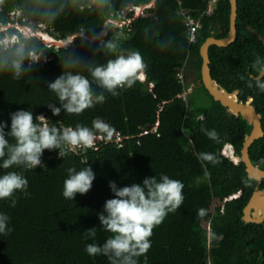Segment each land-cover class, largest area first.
I'll return each mask as SVG.
<instances>
[{
    "label": "trees",
    "instance_id": "1",
    "mask_svg": "<svg viewBox=\"0 0 264 264\" xmlns=\"http://www.w3.org/2000/svg\"><path fill=\"white\" fill-rule=\"evenodd\" d=\"M128 1L101 0L95 5L91 0L0 3V26L11 22L10 13L19 10L35 21L48 18L57 25L62 39L85 33L74 35L68 46L55 51L37 35L26 37L14 26L0 29V40L6 35H19L11 47L0 46V122L8 125L6 132L10 131V114L25 110L32 112L34 120L44 116L50 126L60 129L91 127L93 120L107 118L113 132L118 130L127 137L126 143H133V135L141 143L140 149L124 148L101 160L95 147L78 149L64 158L59 156V149L45 150L43 162L33 170L0 169V175L17 171L28 180V195L15 193V207H10V200H0V213L9 217L6 224L11 229L7 235L0 233V264H108L107 257H90L85 248L90 243L102 245L111 235L99 221L106 200L114 198L109 182L114 181L118 188L142 185L145 178L155 176L159 180L162 174L183 183L184 201L154 228L151 248L138 258V264H264V223L243 219L244 207L258 181L249 177L244 163L221 153L230 143L240 156L253 126L241 115L229 113L201 82L200 46L209 36H227L229 0H219L214 13L201 18L196 42L188 40L180 8L199 17L209 0H157L150 16L136 17L122 27L107 23L105 35L90 38L100 35L108 18L117 20L115 11ZM142 3L135 6L140 10ZM256 32L264 37V0H238L236 41L228 46L211 45L209 55L212 75L222 86L230 89L238 82L239 98H254L264 129V92L256 86V70L264 63V40ZM108 43L115 48L109 50ZM20 47L25 59L17 75L11 61ZM132 51L142 55L146 79L127 90L118 89L120 94L113 97L95 83L89 69ZM29 52L55 54L57 60L35 65ZM181 70L184 81L178 77ZM68 73L87 77L93 95L103 93L104 103L80 115L67 114L49 84ZM191 84L194 86L188 92ZM49 105L60 108V114L53 115ZM202 127L215 129L219 142L209 139ZM98 144L103 150L104 146ZM201 153L214 154L218 162L200 160ZM250 155L264 168V135L252 144ZM89 165L95 173L89 192L77 194L74 201L65 199L62 192L67 169L79 171ZM260 187L264 188V180ZM234 194L238 196L228 198ZM212 205L213 214L205 221ZM199 209H205L206 215L199 217ZM91 228H96L95 238L85 236Z\"/></svg>",
    "mask_w": 264,
    "mask_h": 264
},
{
    "label": "clouds",
    "instance_id": "2",
    "mask_svg": "<svg viewBox=\"0 0 264 264\" xmlns=\"http://www.w3.org/2000/svg\"><path fill=\"white\" fill-rule=\"evenodd\" d=\"M2 2L3 0H0V3ZM132 3L138 4L133 1ZM117 16L115 21L119 22L123 19L128 20L132 14H128V17L118 14ZM139 16L142 15L136 17ZM131 22L132 20L129 23ZM102 35L104 33L99 37ZM72 37L74 39L75 36ZM16 42L17 38L10 37L7 40H0V46L7 49ZM107 47L112 50L115 45L108 43ZM28 57L34 61L38 60L32 52L28 53ZM23 59H25L24 49L17 48L16 59L11 61V67L17 75ZM145 70L146 64L138 51L117 55L115 59H109L105 65L89 69L95 83L113 97L120 94L118 89L127 90L137 81H142L145 78ZM256 76L258 77L256 86L264 92V78H262L264 69L257 68ZM49 89L56 94L62 108L69 115H80L85 110L104 103L106 99L103 93L94 96L89 79L79 74L62 75L49 84ZM49 107L53 115L60 114V108L52 105ZM10 117V131L6 132L8 125L0 122V169L5 170L11 168L33 170L41 165V157L45 150L59 149V156L64 158L78 149L86 151L94 148L99 136L110 139L113 135L112 124L103 122L106 121L105 118L93 120L91 127L77 125L75 128L60 129L54 125L50 126L44 116H36L34 120L31 111L19 110L10 114ZM201 131L209 139L219 142V135L215 129L207 130L202 127ZM97 142L102 143L101 140ZM221 153L232 158L235 154L233 145L226 144ZM199 159L211 163L218 162L212 153H201ZM67 172L68 177L64 180L62 195L65 199L74 201L77 194L84 195L89 192L95 173L90 165L79 171L74 167L68 168ZM109 187L114 198L106 200L104 211L99 214V221L101 228L111 235L102 245L87 244L85 251L90 257H107L108 264H138V258L144 256L151 248L150 238L154 228L161 225L169 213H175L183 204L184 185L181 181L162 174L159 180L155 176L145 178L142 185L134 183L131 186L118 188L114 181H110ZM27 188L28 180L20 172L6 171L0 175V200H10V207L16 206L15 193L22 192L28 195ZM237 196L238 194H234L228 198ZM197 214L203 217L206 215V210L199 209ZM8 220L7 215L0 213V233L5 235L11 231L7 228ZM208 228L210 229L209 224ZM96 235V228L85 232V236L90 238H95Z\"/></svg>",
    "mask_w": 264,
    "mask_h": 264
},
{
    "label": "water",
    "instance_id": "3",
    "mask_svg": "<svg viewBox=\"0 0 264 264\" xmlns=\"http://www.w3.org/2000/svg\"><path fill=\"white\" fill-rule=\"evenodd\" d=\"M229 4L230 25L227 36L222 38L213 35L209 36L200 46V54L203 60L201 66V82L205 85L213 98L220 101L227 108L229 113L237 116L241 115L243 119L247 120L248 123L253 126L251 132L245 137L240 156L234 154L232 159L235 160L236 163H244L249 177L258 181L256 189L244 207L243 219L247 223H264V188L260 187V184L264 180V168H262L259 163H254L250 155V147L252 144L264 135L262 114L258 112L257 104L254 103L253 97H249L246 101L239 98L240 84L238 82L232 83L230 89L225 88L213 77L210 67V46H228L237 39L238 0H229ZM257 34L264 40L261 34ZM262 69H264V63ZM256 79H258L257 76ZM235 88V96L231 97L229 94L235 91Z\"/></svg>",
    "mask_w": 264,
    "mask_h": 264
},
{
    "label": "rangeland",
    "instance_id": "4",
    "mask_svg": "<svg viewBox=\"0 0 264 264\" xmlns=\"http://www.w3.org/2000/svg\"><path fill=\"white\" fill-rule=\"evenodd\" d=\"M97 1H101V0H91V5H95ZM132 0H129L128 2L130 3ZM137 3H142V2H138ZM157 4V0H150L148 3H143V7L141 8V10L145 7L146 9H144L143 11L139 12V15H142L143 17H148L151 15L153 9L155 8ZM110 5H112V3H110ZM81 8H83V5H80ZM116 13V11H115ZM117 15V13H116ZM11 18L13 19L11 22H7L5 24H2L0 26V29H6L8 27H16L19 31V33H22L23 35H25L26 37L32 36V35H38L40 36V39L43 40L45 42V44H47L48 46L51 47H55V51L61 48H65L66 46H68L72 41H73V37L74 35H80L83 36L85 33L84 32H80L78 34H74L70 37H68L67 39H61L62 37L59 36L60 32L58 30V28L56 27V24H53L50 22V20L46 17H39L37 18V21L27 18L23 12H20L19 10H14L10 13ZM15 19V20H14ZM20 19L25 20L26 22L22 23L21 21H19ZM155 19V18H154ZM153 19V20H154ZM107 23H112L114 25H118L119 27H122L123 25H125V23H122V21L120 20L119 22H116L114 20V18H108L104 29L102 30V33H104V35L108 32V27H107ZM57 32V35H54L53 32ZM13 37V38H19V35H6L5 38H1V40H7L8 38ZM60 37V38H59ZM96 37H98V35H96ZM91 38V37H90ZM99 38V37H98ZM34 53L37 57L38 60H33L35 62V65H40V64H46L49 62H55L57 59L55 57V54L53 55H47L43 52H32ZM33 62V63H34ZM106 124L110 125L111 123L109 122V120L106 118V121H103ZM133 139V143L130 144V142H128L126 145H124L127 149L130 148H137L140 149V142L137 139V137L135 135H133L131 137ZM100 139V138H98ZM97 139V140H98ZM127 139V137H125V140ZM120 139H116L110 143L113 142H119ZM126 143V141H125ZM119 144H122V142L120 141ZM104 145V149L100 150L99 148V144H97L96 148L97 150H95L96 152H98V155H96L97 159H105V155L109 154V155H114L117 153L118 148H113L111 147V145L109 146L105 141L103 142ZM78 151V150H77ZM76 151V152H77ZM100 156V157H99ZM43 162V161H41ZM219 203V202H218ZM215 205H212L210 212L208 213V215L205 218V221L208 220L210 218V216L213 214V209H214Z\"/></svg>",
    "mask_w": 264,
    "mask_h": 264
},
{
    "label": "built area",
    "instance_id": "5",
    "mask_svg": "<svg viewBox=\"0 0 264 264\" xmlns=\"http://www.w3.org/2000/svg\"><path fill=\"white\" fill-rule=\"evenodd\" d=\"M219 0H209V4L208 6L206 7V9L200 14L199 17H193L191 14H189V12L181 6V13L182 15L184 16V21H185V24L186 26L188 27V30H187V37H188V40L189 42H196L198 41L199 39V36H198V32H199V29L202 27V21H201V18L203 16H210L214 13V10L215 8L217 7V2ZM131 11V12H129ZM143 11V9L141 10ZM139 9H138V6H135L132 2H128L126 5H122L120 7V9H118L116 11V13L119 15V16H122V17H128V14H132L131 18H129L128 20H124L122 21V23H129L132 19H134L136 16L139 15V12H141ZM178 77L180 78V80H184V73L183 71H181L179 74H178ZM100 138V139H98ZM95 141V148L98 144L97 141H102V145H103V142L105 141L109 146L111 145V147L113 148H118V150H121V149H124L126 148L124 145H126L127 143H125V136L122 135V133L118 130L114 131L113 132V135L110 139H105L104 137L102 136H99ZM116 139H120V141L122 142V144H119V142H113V143H110ZM104 146V145H103ZM97 149V148H96Z\"/></svg>",
    "mask_w": 264,
    "mask_h": 264
},
{
    "label": "crops",
    "instance_id": "6",
    "mask_svg": "<svg viewBox=\"0 0 264 264\" xmlns=\"http://www.w3.org/2000/svg\"><path fill=\"white\" fill-rule=\"evenodd\" d=\"M100 35H98V37H99ZM181 71H183V70H181ZM180 71V72H181ZM179 72V73H180ZM184 73V72H183ZM184 76H185V74H184ZM146 79V72H145V78L142 80V81H144ZM180 79V78H179ZM182 81V80H181ZM184 81V80H183ZM192 83V82H191ZM151 86H153V83L151 82ZM193 86H194V84H191V86L189 87V90H188V92H190V91H192V88H193ZM187 91L185 92V95L188 93Z\"/></svg>",
    "mask_w": 264,
    "mask_h": 264
},
{
    "label": "bare ground",
    "instance_id": "7",
    "mask_svg": "<svg viewBox=\"0 0 264 264\" xmlns=\"http://www.w3.org/2000/svg\"><path fill=\"white\" fill-rule=\"evenodd\" d=\"M143 7V6H142ZM142 7H140V11H141V8ZM235 93H236V91L235 92H230V94L229 95H231V97H234L235 96ZM231 152V151H230Z\"/></svg>",
    "mask_w": 264,
    "mask_h": 264
}]
</instances>
